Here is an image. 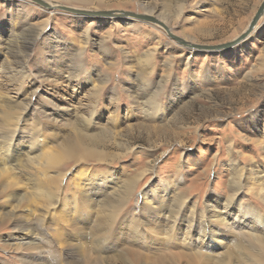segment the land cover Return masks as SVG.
Segmentation results:
<instances>
[{
	"label": "rangeland",
	"instance_id": "374dc122",
	"mask_svg": "<svg viewBox=\"0 0 264 264\" xmlns=\"http://www.w3.org/2000/svg\"><path fill=\"white\" fill-rule=\"evenodd\" d=\"M47 1L216 46L264 0ZM0 264H264V16L210 52L0 0Z\"/></svg>",
	"mask_w": 264,
	"mask_h": 264
},
{
	"label": "water",
	"instance_id": "95a60500",
	"mask_svg": "<svg viewBox=\"0 0 264 264\" xmlns=\"http://www.w3.org/2000/svg\"><path fill=\"white\" fill-rule=\"evenodd\" d=\"M31 1L36 2L45 8H49V9L54 8L43 0H31ZM56 8L79 16H86V17L92 16L98 18L117 17V18H128V19H136L140 21L150 22L155 25H160L161 27H163L168 33L169 37L175 40L176 42H178L180 45L196 49L197 51H210V52L230 50L238 46L240 43L245 41L249 36H251V34L255 31L258 23L264 16V1H263L257 13L250 22L248 28L246 29V31L242 33L239 37H237L235 40L226 44H221L216 46H201V45L192 44L190 42L185 41L184 39L175 36L174 34H172V31L165 23L158 21L155 17H152L151 15H141L129 11H86V10L72 9L65 6H57Z\"/></svg>",
	"mask_w": 264,
	"mask_h": 264
},
{
	"label": "bare ground",
	"instance_id": "6f19581e",
	"mask_svg": "<svg viewBox=\"0 0 264 264\" xmlns=\"http://www.w3.org/2000/svg\"><path fill=\"white\" fill-rule=\"evenodd\" d=\"M46 2L51 6V7H57L55 4H53V3H50V2H48L47 0H46ZM156 18V17H155ZM158 19V18H157ZM132 20H136V19H132ZM158 20H160L161 22H162V20L161 19H158ZM164 22V21H163ZM170 30L172 31V29L170 28ZM253 34V33H252ZM251 34V35H252ZM22 36V35H21ZM21 38V37H20ZM23 40V39H22ZM21 41V40H20ZM28 38H26L25 39V41H24V44H28ZM189 42V41H188ZM192 50V49H191ZM190 50V51H191ZM45 143V142H44ZM44 151V150H43ZM69 151V150H68ZM68 153H70V152H68ZM67 153V154H68ZM44 155V154H43ZM63 157V155L62 156H59V157H57V158H54V155L52 154V153H50V152H46V158H48V159H50V160H57V159H60V158H62ZM3 160V159H2ZM80 186L82 185V184H79ZM48 188V187H47ZM48 189H50V188H48ZM44 193L46 192L45 190H42ZM246 209V208H245ZM242 211V210H241ZM260 219H262V218H260ZM262 222V221H261ZM262 238V237H261ZM9 239H13V238H9Z\"/></svg>",
	"mask_w": 264,
	"mask_h": 264
}]
</instances>
